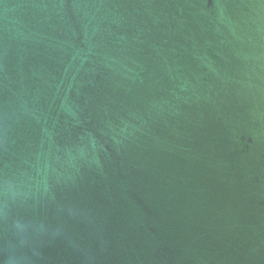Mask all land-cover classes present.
Instances as JSON below:
<instances>
[{"label": "water", "instance_id": "water-1", "mask_svg": "<svg viewBox=\"0 0 264 264\" xmlns=\"http://www.w3.org/2000/svg\"><path fill=\"white\" fill-rule=\"evenodd\" d=\"M0 264H264V0H0Z\"/></svg>", "mask_w": 264, "mask_h": 264}]
</instances>
